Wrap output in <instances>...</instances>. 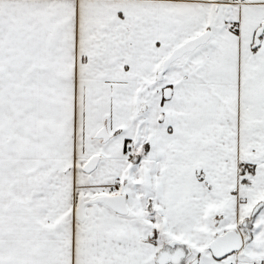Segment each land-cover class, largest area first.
<instances>
[{"label":"snow or ice","instance_id":"6c2138e0","mask_svg":"<svg viewBox=\"0 0 264 264\" xmlns=\"http://www.w3.org/2000/svg\"><path fill=\"white\" fill-rule=\"evenodd\" d=\"M0 264H264V0H0Z\"/></svg>","mask_w":264,"mask_h":264}]
</instances>
